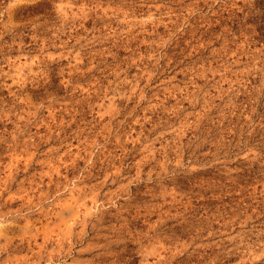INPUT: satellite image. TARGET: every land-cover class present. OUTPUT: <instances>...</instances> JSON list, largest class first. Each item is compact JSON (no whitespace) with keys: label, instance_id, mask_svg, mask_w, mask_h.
Here are the masks:
<instances>
[{"label":"rangeland","instance_id":"rangeland-1","mask_svg":"<svg viewBox=\"0 0 264 264\" xmlns=\"http://www.w3.org/2000/svg\"><path fill=\"white\" fill-rule=\"evenodd\" d=\"M0 264H264V0H0Z\"/></svg>","mask_w":264,"mask_h":264}]
</instances>
